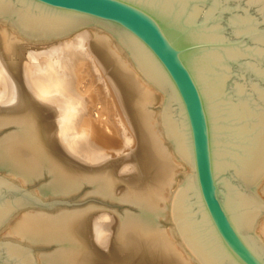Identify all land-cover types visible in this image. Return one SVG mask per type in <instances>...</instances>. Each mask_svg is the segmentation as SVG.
Masks as SVG:
<instances>
[{
    "label": "water",
    "instance_id": "obj_1",
    "mask_svg": "<svg viewBox=\"0 0 264 264\" xmlns=\"http://www.w3.org/2000/svg\"><path fill=\"white\" fill-rule=\"evenodd\" d=\"M36 36L97 23L159 86L163 126L193 169L173 218L201 264H264L253 190L264 175V0H0ZM79 28V27H78ZM0 174V225L16 208L53 206ZM0 264H36L0 239Z\"/></svg>",
    "mask_w": 264,
    "mask_h": 264
},
{
    "label": "bare ground",
    "instance_id": "obj_2",
    "mask_svg": "<svg viewBox=\"0 0 264 264\" xmlns=\"http://www.w3.org/2000/svg\"><path fill=\"white\" fill-rule=\"evenodd\" d=\"M86 26L92 29L90 50L82 46L81 51L91 58L95 71L92 76L98 74L99 88L94 85V90L86 88L70 96V92L66 93L69 80L57 79L63 73L56 77L50 68L51 61L44 64L64 42L58 39L62 36H36L21 29L14 18L0 16V93L5 99L0 102V124L14 125L0 138V169L21 182L32 181L40 172L49 171L52 179L38 190L44 194L68 193L88 182L98 194L110 201L133 204L135 211L127 209L118 216V234L108 248L94 234L92 212L73 208L49 212L16 207L0 225V234L4 232L1 238H20L31 244L56 242L54 251L41 254L46 264H201L173 218L174 195L193 169L165 133L161 117L165 95L112 34L97 23ZM72 39L65 47L74 45ZM24 57L28 58L26 65ZM77 71L81 75L82 69ZM87 96L105 100L99 112L93 109L98 117L89 113L90 107L81 101H86ZM158 103L160 106L156 107ZM111 111L117 118L112 124L111 118L101 117ZM57 113L60 132L68 146L85 154V149L92 151L93 157L99 158L110 151L108 148L117 150L134 141L128 155L134 163L132 172L124 174L115 167L86 169L73 162L70 154L71 157L59 150V136L54 131ZM80 114L82 117L76 121ZM73 123L82 127L79 129ZM74 127L78 129L76 134L87 131L88 138L83 134L78 139L80 135H73L74 131L71 134ZM253 190L264 202V175ZM163 220L170 225L163 226ZM254 232L264 244V210L254 218Z\"/></svg>",
    "mask_w": 264,
    "mask_h": 264
},
{
    "label": "rangeland",
    "instance_id": "obj_3",
    "mask_svg": "<svg viewBox=\"0 0 264 264\" xmlns=\"http://www.w3.org/2000/svg\"><path fill=\"white\" fill-rule=\"evenodd\" d=\"M73 31L74 32H72L70 35H66V36H62V37L58 38L59 40L64 41V42L59 47H57L52 54H50L49 58L51 60H49V58L45 54L41 53V55H43V56L45 55L46 56V60L48 58V61H44L45 62L44 64H47V63H49V61H51L50 63L52 65L50 64V66H53V67H50V68L51 69L53 68L52 71H53V73L57 74V75L55 74L56 77H58L60 75V73L61 74L63 73L67 77V78L65 77L66 78L65 79L63 77L64 75L62 74L57 79L58 80H63V79L64 80H69V81L66 82L67 83L66 93L70 92L69 93L70 96H73V94L75 92L77 94H79V92L81 90H85L86 88H89L90 90H94V88H93L94 85H95L94 87L97 86V88H99V83L97 84L96 81H98V82L100 81L99 77L97 76L98 74H96V75L94 74V76H92L95 71L91 67V61H89V60H91V58L86 53H84L83 50L81 51V49L83 48L82 46H84L85 48L90 50V43H91V39H92V32H91L92 29H91V27L85 25V26H82L80 29L77 28V30H73ZM71 39L74 42V45H73L74 48H75V46H77V47H79V49L75 48L76 49L75 50V49H73V46H70L68 48L65 47L67 45V43L71 42ZM59 43H57V46H58ZM69 48H70V50H69ZM73 50H75V51H73ZM77 50H79V51H77ZM69 52H71V53H69ZM78 53L80 55H78ZM71 55H72V57H71ZM83 56H86V57H83ZM73 58H75V59L77 58V59L75 60ZM24 59L22 58V61L26 65V63L28 61L27 60L28 58L24 57ZM67 59H68V61H67ZM86 60H88V61H86ZM84 61H86V62H84ZM69 62H71L72 65ZM0 63H1V58H0ZM62 64H64V65H62ZM65 64L68 65L69 68ZM82 64H84V65H82ZM25 65H24V67L26 69ZM87 65H89V67ZM84 66H85V68H84ZM70 68H71V71L68 70ZM78 68L82 69L81 75L77 74L78 73V71H77ZM83 68L85 70H83ZM63 69H65L64 70L65 72H62ZM89 69L92 70V71H90ZM66 71L67 72L69 71V72L67 73ZM74 71H76V72H74ZM83 71H85L86 73H89L91 76L89 74H85V76L87 75L86 76L87 78H86L84 76L85 72H83ZM82 75H83V77H82ZM25 76H23L24 79H25ZM77 76H80V77H77ZM90 77L91 78L93 77V78L91 79ZM71 78H73V79H71ZM77 78H78L79 81L77 80ZM81 78H83V79H81ZM94 78H95V81H94ZM85 80H86V82H83ZM91 80H93V81H91ZM71 81H72V83H71ZM89 83H91V84H89ZM85 84H86V86H85ZM87 84H89V85H87ZM97 88H95V90H97ZM67 90H70V91H67ZM90 97L87 96V97H85L86 101H84V99H81V101L83 103L86 102V104L90 107L89 108L90 110H87L89 113H91L95 117H98L97 114L99 115L98 112H99V110H101L102 105L105 102V100L103 98H101V99L98 98L97 99L96 97L92 96L91 98H93L96 103L98 102V104H96ZM4 100L5 99L1 96V93H0V102H3ZM92 103L97 105V108L95 107L94 104L92 105ZM99 103L100 104L102 103L101 106L99 105ZM98 105H99V107H98ZM155 106L158 107V106H160V104L158 103ZM57 109H58V107H56V110ZM93 109L98 111V112L95 111V113H96V114L94 113L95 115L93 114V112H94ZM111 113H112V111L109 112L108 115H106L104 113L101 117L104 118L103 116H105L107 119L111 118L110 119L111 120L110 123L112 124L113 123L112 120H116L117 118H115L116 115H115L114 112L112 114ZM59 114L60 113H57V115H55V118H54L55 123H57L56 125L59 126L58 128L56 126L55 130H54L55 133L57 132L56 134H58V136H59V141H58L59 142L58 143L59 144V150L62 153H65L67 155L70 154L72 157L70 155L69 156L72 158L73 162L75 161L76 164L83 165L86 169L87 168L89 169L91 167H93V168L97 167L99 169H103V168H107V167H111V168L115 167V168H119V170H121L122 173L124 172V174H125V172L126 173H129V172L131 173L132 172V169H133L132 167H134V165H133L134 163L132 161V157L128 156V155L130 154V152L134 148V141L127 142L121 148H119L117 150H113L111 148H108V150L110 149V151L108 152L106 150L107 153L100 155L99 158L98 157H93L92 154H91L92 151L88 152V150L85 149V151H87V153H89V155L91 154L89 156L87 153L85 154V152L83 153L79 149H74L73 148L74 149L73 150L70 146H68L67 140L64 139L63 133L60 132L61 131L60 130V123L58 124V120L60 118ZM81 117L82 116L80 114L77 117H75L76 118L75 120L79 121ZM75 120H74V122H75ZM103 120H106V119H103ZM116 121L114 122L115 125L118 124ZM13 126L14 125L11 124V123L9 125H7V124L1 125L0 124V138H2L1 137L2 135H6L8 132H10L11 130H9V129H13ZM75 126L78 127L79 129L82 127L81 124L75 125ZM75 129H76L75 127H74V129H72V128L70 129V130H72L71 134L74 131L73 135H75V136L77 135L78 137L80 135L79 138L77 137L78 139H81L84 136H85L84 138L87 137V135H88L87 131L78 132V134H79L78 135V134H76ZM76 130H78V129H76ZM130 131L133 132V129L130 128ZM58 132H60V134ZM68 133L70 134V131H68ZM120 133H121V131H120ZM83 134H84V136H83ZM91 150H93V149H91ZM129 160H131V161H129ZM129 167H131V169ZM0 174L5 176V177H7V178H9V179H11L12 181H14V182H16L18 184H20L21 186L29 189L32 193H34L42 201H47V200H51V199H55V198L56 199H68L69 201H82V202H78V203L58 202V203H55L52 207L33 203V204L24 205L22 207V209L23 208H27V207H30V208L32 207V208H38V209H41V210L44 209L45 211H49V212H54V211L56 212L57 210H60L61 208H63V209L64 208H66V209H72L73 208V209H78V210L91 211L92 212V218H93V220L95 222L94 223L95 224L94 225V229H95L94 234L96 235L98 242H100L101 245H103L104 247H107V248L111 246L112 241L115 239V237L118 234V227H119V223H120V221L118 219V216L122 215L124 213V211H126L127 209H130L131 211H135L133 204H130V203L125 204L123 202L118 201L117 199H115L114 201H110L106 197L98 194L97 192H95L93 190L92 185L90 183H88V182H83L80 187L74 188V191L70 190V191H68V193L67 192H64V193H61V192L60 193H46V194L41 193L40 191H38L39 188L44 183H46V181H49L50 179H52L51 173L49 171H47V170H44L43 172H40L39 173L40 175L38 177L36 176V178H34L35 180L33 179L32 181H27V182H21V180L15 178V177H12L11 175L6 173L2 169H0ZM163 224H164L163 226L166 225L165 227H168L170 225V222L168 220H163ZM3 234H4V232H2L0 234V239H9V240L15 241L17 243H20V244L28 246L29 250L31 251V253L33 255L34 260L36 261V264H46L41 259V254H48V253L50 254L52 251L55 250V247L57 245L56 242H50V243L44 242V243L31 244L29 242H25L24 240H21L20 238H13V237L1 238ZM109 243H110V245H109ZM107 248H105V249H107Z\"/></svg>",
    "mask_w": 264,
    "mask_h": 264
}]
</instances>
